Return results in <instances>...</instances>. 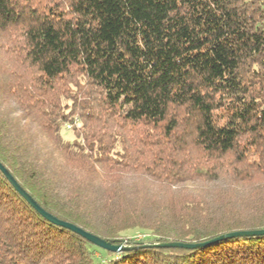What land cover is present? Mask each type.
Returning a JSON list of instances; mask_svg holds the SVG:
<instances>
[{
    "label": "trees",
    "instance_id": "1",
    "mask_svg": "<svg viewBox=\"0 0 264 264\" xmlns=\"http://www.w3.org/2000/svg\"><path fill=\"white\" fill-rule=\"evenodd\" d=\"M0 164L132 247L0 171V264H264V235L142 247L264 230V0H0Z\"/></svg>",
    "mask_w": 264,
    "mask_h": 264
},
{
    "label": "water",
    "instance_id": "2",
    "mask_svg": "<svg viewBox=\"0 0 264 264\" xmlns=\"http://www.w3.org/2000/svg\"><path fill=\"white\" fill-rule=\"evenodd\" d=\"M0 171L3 173L5 178L8 180V182L13 186V188L18 192V194L32 207L34 208L42 217L47 219L50 223L65 228L67 230H70L74 232L75 234L81 236L83 239H85L90 244L96 246L97 248H100L106 252L110 253H121L123 251H128L132 247L128 245L127 243H121L118 245H115L111 242H108L98 236H95L91 233H88L81 228H78L68 222H63L61 220H58L57 218L53 217L49 213L45 212L32 198L29 194H27L16 182V180L10 175V173L0 164ZM264 235V230H248V231H238V232H232L228 234H224L222 236H219L215 239L206 241V242H199V243H184V242H167V243H156V244H149L145 243L142 245L144 248H182V249H188L193 250L197 248L204 247L206 245H209L214 242H219L224 239L229 238H236V237H253V236H261Z\"/></svg>",
    "mask_w": 264,
    "mask_h": 264
},
{
    "label": "rangeland",
    "instance_id": "3",
    "mask_svg": "<svg viewBox=\"0 0 264 264\" xmlns=\"http://www.w3.org/2000/svg\"><path fill=\"white\" fill-rule=\"evenodd\" d=\"M38 2H41V3H48L49 2V4L57 2L58 5L63 6L66 4L67 0H38ZM71 124L74 127L78 126V122L75 120ZM60 135H61L62 139L66 142L71 143L75 140L74 134H73L69 124H66V125H64V127L61 128ZM122 237L125 239H134L137 241V240L142 239L144 236L140 231H133V232H128V233L122 234Z\"/></svg>",
    "mask_w": 264,
    "mask_h": 264
}]
</instances>
